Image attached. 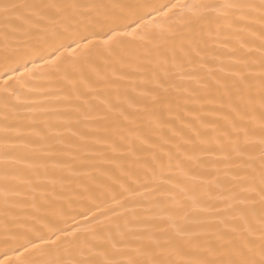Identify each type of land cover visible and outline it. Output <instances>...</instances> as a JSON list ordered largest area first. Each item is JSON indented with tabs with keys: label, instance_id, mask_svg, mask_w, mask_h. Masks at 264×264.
Masks as SVG:
<instances>
[{
	"label": "snow or ice",
	"instance_id": "snow-or-ice-1",
	"mask_svg": "<svg viewBox=\"0 0 264 264\" xmlns=\"http://www.w3.org/2000/svg\"><path fill=\"white\" fill-rule=\"evenodd\" d=\"M0 264H264V0H0Z\"/></svg>",
	"mask_w": 264,
	"mask_h": 264
},
{
	"label": "bare ground",
	"instance_id": "bare-ground-1",
	"mask_svg": "<svg viewBox=\"0 0 264 264\" xmlns=\"http://www.w3.org/2000/svg\"><path fill=\"white\" fill-rule=\"evenodd\" d=\"M156 2L160 4H165V3H169V0H156ZM172 2H176V0H172ZM179 2L183 3L184 0H179Z\"/></svg>",
	"mask_w": 264,
	"mask_h": 264
}]
</instances>
